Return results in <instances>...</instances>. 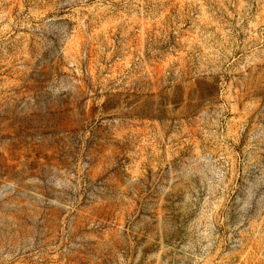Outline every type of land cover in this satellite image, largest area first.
Masks as SVG:
<instances>
[{
  "label": "rangeland",
  "instance_id": "obj_1",
  "mask_svg": "<svg viewBox=\"0 0 264 264\" xmlns=\"http://www.w3.org/2000/svg\"><path fill=\"white\" fill-rule=\"evenodd\" d=\"M0 264H264V0H0Z\"/></svg>",
  "mask_w": 264,
  "mask_h": 264
}]
</instances>
